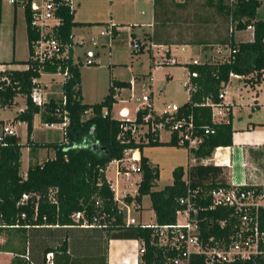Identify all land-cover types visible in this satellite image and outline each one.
Wrapping results in <instances>:
<instances>
[{
    "label": "trees",
    "instance_id": "obj_1",
    "mask_svg": "<svg viewBox=\"0 0 264 264\" xmlns=\"http://www.w3.org/2000/svg\"><path fill=\"white\" fill-rule=\"evenodd\" d=\"M259 6L260 0H236L230 1L227 7V14L235 31H244L252 27L251 41L235 42L230 38L226 43L229 51L226 59L215 63L185 64L189 74L197 75L191 81L197 84L199 89L189 96L187 102L180 105L177 115L192 113L199 133H203L206 127L214 129V133L204 136L202 144L197 149L189 151L193 164L189 166L187 172L184 173L182 167L175 168L172 171V182L160 190H153L158 179V169L150 164L141 151L145 145L177 146L176 138L173 135L167 143H162L159 141L158 132L148 130L144 138L134 139L133 126H149L151 114L154 116V122L164 118L158 117L151 107L138 111L133 121H120L111 117L110 111L117 102L115 98L117 90L129 87V83L112 81L101 102L84 104L80 93L79 67L71 63L70 57L68 60L70 77L61 88L66 98L65 105H62L61 100L51 97L42 107H38L30 100V93L34 87L32 80L39 78L40 72H55L57 63L38 65L27 59L21 62L27 66L25 69L0 71V77L6 76L10 80L8 85L0 82V108L17 105L15 99L24 98L28 108L18 116V119L26 123V144L32 148L54 151L52 158L29 164L25 177H22L20 175L22 145L19 137L14 136L6 146H0V216L4 225L0 227V232L7 233L9 229L14 228L13 225L18 224L17 230L25 234L30 247L32 248L34 243V248L42 250L43 259L48 252L53 254L52 264H107L105 256L93 261H79L80 263L70 256L68 231L73 229L71 216L76 211L84 210L88 218L95 214L105 215L104 220L107 223L105 228H82L104 233L102 235L105 236V241L110 238L143 240L145 244L143 264L163 262L164 256H171L170 252L153 244L151 228L125 227L122 224L121 217L116 215L113 193L109 188L105 169L111 161L121 159L125 150L139 151L141 178L134 196H128L125 200L128 203L133 200L140 205L142 197L148 195L154 214V224L158 226L174 223L178 200L186 194L188 187L205 194L226 184L224 169L203 160L210 158L216 148L232 145L233 129L230 115L227 114L226 122L213 124L210 107L199 104L208 96L213 103H219L218 94L228 83L230 75L245 79L251 86L261 81L264 76V20L256 19ZM24 15L30 51V42L35 40L37 35L30 29L27 11ZM60 15L62 24L58 28L59 37L62 42L69 44L72 29L81 24L73 21V11H69L68 8H63ZM116 29L117 26L113 25L112 39L116 36ZM143 48L144 45L140 46L139 50L142 51ZM9 64L19 63L12 60ZM104 109L107 115H103ZM63 111L67 112L68 118L63 140L49 143L30 140L32 119L36 114L40 115L42 123H58L62 120ZM50 189H56V204L50 203L47 199ZM23 194H28L29 198L19 204ZM36 204L37 218L34 221ZM22 213L25 214L23 219L20 218ZM209 214L221 216V212ZM43 217L46 218L45 221ZM44 225H57V228H46ZM30 261L34 264L31 258ZM192 264L204 263L201 259H195ZM233 264H264V256L253 262Z\"/></svg>",
    "mask_w": 264,
    "mask_h": 264
},
{
    "label": "built area",
    "instance_id": "obj_2",
    "mask_svg": "<svg viewBox=\"0 0 264 264\" xmlns=\"http://www.w3.org/2000/svg\"><path fill=\"white\" fill-rule=\"evenodd\" d=\"M76 0H6V3L14 8H21L23 13L27 11L30 29L37 35L36 39L30 42V51L28 59L38 65H53L57 63L55 72H40L39 78L33 79L34 87L30 93L31 102L38 107H42L49 98L43 90L46 83H41V76H51V80L56 77L60 78L59 95L57 99L61 100L65 105L66 98L62 92V85L68 80L69 68L68 60L71 57V63L80 67L81 65L91 66L96 62L97 47L103 43L112 41V26L109 24L101 28L98 37L92 36L89 39L80 38L73 40L67 44L61 41L58 28L62 24L60 12L63 8L73 11ZM234 2L236 0H230ZM25 16V15H24ZM252 27H248L249 29ZM232 30V29H231ZM230 30V31H231ZM74 45L83 48L81 54L77 57L74 54ZM134 50L140 48V44L134 42L132 44ZM83 55V59H81ZM27 68V66H25ZM197 75L191 73L188 80L184 84L189 95L198 91L197 84L192 83L191 79ZM230 77L239 78L237 75ZM50 80V81H51ZM56 80V79H55ZM0 82L5 85L10 84V80L6 76L0 77ZM133 88L131 84V96L133 97ZM224 91H220L218 98L219 103H213L211 97H205L199 104L201 106H209L211 109V121L213 124L226 122L227 107L223 102ZM21 98V97H19ZM55 98V97H54ZM117 101L119 97L115 96ZM23 103L16 111L13 118L5 119L0 117V146H6L9 140L17 136L15 126L21 121L18 116L23 114L28 105L24 98ZM137 102L135 115L138 111L145 107H151L147 94H142L139 98H134ZM123 101V100H122ZM125 102V100L123 101ZM178 105H166L162 108L158 117L164 116L159 122H154V116L150 115V124L143 126H133V134L137 127H146L147 131H166L170 137L175 136L177 146L186 148L187 150L197 149L203 142L204 136L213 134L214 129L206 127L203 133H199L195 127L194 117L192 113L188 115L178 114ZM152 108V107H151ZM3 108H0V111ZM58 112V110H57ZM103 115H107V111L103 110ZM120 121H133V119L121 118ZM24 123V122H23ZM68 124L67 112L63 111L62 120L58 123H42L46 129H58L64 134ZM125 129V127H122ZM138 150L127 149L124 151L123 157L119 160H113L116 168V178L107 179L109 188L113 193V202L115 203L116 215L121 217L122 224L125 227H141L151 228L153 233V244L161 247L166 252H170L171 256H164L163 262H154L152 264H192L195 259H201L204 264H233L253 262L255 259L264 256V186H248L242 183H227L224 186L213 188L205 194H200L198 189L188 187L186 194L178 200V208L175 212V221L169 225H155L139 223L132 216L138 205L132 200L127 202L126 197H133L130 194L128 186L137 185L131 182L132 174H141L139 172L140 156ZM110 162V163H111ZM121 178V179H120ZM188 183V182H187ZM56 189H50L47 199L50 203L56 204ZM28 194H23L19 204L27 201ZM98 205V203H96ZM209 212L220 213V217L210 215ZM105 215H93L88 218L84 210L76 211L72 214V226L80 228H105L107 226L104 220ZM20 218H25L22 213ZM37 218V204L34 207L33 220ZM45 221L46 218L43 217ZM4 226L0 216V227ZM18 224L12 227H18ZM55 226V225H49ZM225 233V234H222ZM145 253V244L140 240L139 254L140 258L133 264H143L142 256ZM46 260L52 264L53 254L47 253Z\"/></svg>",
    "mask_w": 264,
    "mask_h": 264
},
{
    "label": "rangeland",
    "instance_id": "obj_3",
    "mask_svg": "<svg viewBox=\"0 0 264 264\" xmlns=\"http://www.w3.org/2000/svg\"><path fill=\"white\" fill-rule=\"evenodd\" d=\"M103 3L97 4L96 0H83L82 4L77 7L73 6L75 12L73 20L76 23H91L92 25H83L76 27L73 30L74 42L79 40L81 37L89 39L92 36L98 37L102 27L97 25V22L108 19V16L113 11L108 5L106 6V0L101 1ZM76 4V1H75ZM125 5H130L129 0L125 1ZM2 7V19L0 22V62H9L13 59L19 64L16 67L24 69L25 65L21 64L29 57L25 22L23 18V12L21 8H17V15L14 17L12 12V6L6 3V0L1 1ZM256 19L264 20V0H260V6L257 9ZM144 21V20H143ZM105 23V22H102ZM146 23V22H145ZM138 26V25H137ZM143 31H147L146 28H136L138 38L141 42H145V46L142 51L134 50L131 40L124 42L121 46L107 48H99V57L96 59V64L92 66H85L79 69L81 74V89L84 93V101L87 104H94L101 102L109 88V78L111 76V64L112 62L117 63L114 71V76L117 79L126 81H132L134 83L133 97L139 98L142 94H147L149 97V103L153 106V109L160 112L166 105H181L187 102L188 92L184 89L183 83L186 81L187 69L184 63L192 61L189 58L190 51H182L178 48L175 51L178 56L177 64H167L166 52L167 48H155L151 50L148 41L143 40ZM250 37V33L241 34L239 39L247 40ZM112 41H110L111 43ZM140 44V43H139ZM143 46V45H142ZM110 48V49H108ZM83 48H78L74 45V50L81 54ZM83 59V55H81ZM152 59L155 62V66L152 65ZM195 62V61H194ZM170 74L169 80L166 79V75ZM51 76H41L40 82L46 83V87L43 90L48 96H54L55 98L60 97L59 88L54 84L55 79H49ZM137 78V79H135ZM139 78V79H138ZM51 80V81H50ZM151 86V88L149 87ZM225 102L232 104V127L238 130L236 134H239L249 122L252 123H264V76L259 85H256L253 89L249 86H244L242 80H232L230 84L225 87ZM222 90V91H224ZM257 96H255V94ZM151 94V96H150ZM131 96L130 90L123 91V95L119 97L120 101L113 104L110 111L112 118L117 119H133L135 116V108L137 102L134 98L129 99ZM232 96L235 97L236 104L232 102ZM257 100V104L260 106L259 110L251 111L250 105L253 100ZM125 100V102L123 101ZM17 105L12 107L4 108L0 111V117H14L16 111L20 108L23 100L19 97L15 99ZM238 104L242 106L239 107ZM40 115L36 114L32 119L33 128V139L37 143L42 141H61L63 140L62 132L58 129H46L41 126ZM256 132H261V125H256ZM16 133L20 139L21 154H20V173H25L28 167V145L27 141V129L26 123L20 122L19 125L15 126ZM147 132V128L137 127L134 132V139L144 138V134ZM170 140V135L166 131L159 132V141L167 143ZM31 152L36 154L40 152L44 155L47 153L50 157L53 156V149H44L41 152L38 148H32ZM249 152L246 156V177L251 182L260 183L258 186H264V151L257 153L255 158ZM141 154L148 158L150 164L158 169V179L153 190H160L166 185L172 182V171L177 167H182L184 173L187 172L189 165L193 164L189 150L181 146H170V145H159V146H148L145 145L142 148ZM42 160L45 156H42ZM38 159V157H37ZM208 161V160H207ZM204 162H206L204 160ZM114 163H109L105 169L106 178L113 180L116 178V168ZM240 168V164L237 166ZM237 170V169H236ZM238 171V170H237ZM226 173V171H225ZM238 174V173H237ZM121 179V178H120ZM140 179V175L132 174L131 182L136 183ZM130 194H134L136 185L128 186ZM150 198L148 195L143 196L139 208L134 210L132 216L142 223H154V214L150 209Z\"/></svg>",
    "mask_w": 264,
    "mask_h": 264
},
{
    "label": "crops",
    "instance_id": "obj_4",
    "mask_svg": "<svg viewBox=\"0 0 264 264\" xmlns=\"http://www.w3.org/2000/svg\"><path fill=\"white\" fill-rule=\"evenodd\" d=\"M82 1L83 0H76V6L79 7L82 4ZM96 1L97 4H101L103 3L101 1L104 0ZM106 1V6L108 5L113 11H111V14L108 16V19H105L104 21L101 20L96 24H102L99 27H105L109 24L116 25L117 32L116 36L114 37V39H112L111 43H103L102 46L97 47L96 59H98L99 57V48H107V46L113 48L118 47L124 44V42H127L128 40H131L132 44L134 42H137L140 43V46H145V42L142 43L141 39L138 38L137 33H135L137 27H144L147 29V31H143V40L149 42V51L152 47L167 48L165 58L166 61H163L165 63L164 65L178 63V56L175 52L178 50V48H181L182 51L185 52L190 51L189 58L192 61L184 63V66L188 63L202 64L206 62H220L228 57L229 51L226 43L230 38H232L235 42H248L251 41L253 38V32L251 28L246 29L244 31L234 30V25L230 22V17L227 14V7L230 3V0H129L130 5L127 6L125 5V1L127 0ZM12 12L15 17L17 15V8L12 7ZM74 12L75 10H73V17ZM23 18L25 22L24 13ZM83 25L90 26L92 24L81 23L79 27L82 28ZM76 27L72 29V35L73 30ZM247 33H250V37L247 40L239 39V36L241 34ZM171 48H174L175 50L172 51V53ZM74 54L76 57L79 55L76 50H74ZM13 60L15 61V59ZM11 61L0 62V71L4 69L22 70L16 67L17 64H9ZM117 65L119 64L114 62L109 64V66H111L112 71L111 76L109 78V85L112 81L129 83V87L117 90V96L121 97V95H123V91L130 90L131 92V84L132 88H134V83L131 80L126 81L122 79H117L113 75L115 67ZM152 65L155 66V62L153 59ZM81 67L82 65L79 67V69ZM186 76L187 81L189 72ZM170 77V74L166 75L167 80H169ZM49 79H51V77ZM55 79L56 82H54V84L59 88L60 78L56 77ZM232 80H242L244 86H249L252 89L256 86H251L250 83L246 82V80L241 77H230L228 83L224 86L222 90H224L225 87L230 84ZM261 81L257 85H259ZM185 83H183V85ZM149 87L151 88L150 85ZM80 93L82 97V102L84 104H87L84 101V93L81 89V74ZM257 94L258 93H256L255 96H257ZM188 96H190L189 93ZM231 100L233 104H236L234 96H232ZM223 102L227 107L226 114L230 115L232 124V104L229 102H225L224 99ZM237 105L239 107L242 106L238 103ZM151 107L154 113L159 114L161 112H157L153 109V106ZM250 107L251 111L253 112L259 110L260 108V106L257 104L256 99L253 100V103L250 105ZM5 119H9V117H5ZM225 120H228L227 116ZM256 125H261V132L255 131L257 129ZM41 126L43 127V125ZM239 131L242 132L236 134L238 130L233 129L232 145L230 147L216 148L212 156L208 159H205V161L206 163L211 162L226 171L224 178L226 184L244 182L248 186H258L260 183L251 182L246 177L245 164L247 158L246 155L249 152H251L250 154H252V157L255 158L257 156V153L264 151V123L256 124L249 122L248 125L244 127V129H240ZM33 134L34 132L32 128L30 140L32 142H35L33 139ZM41 143H49V141H42ZM27 148L29 158L28 166L29 164L42 162V156H45V159L52 158L54 156L53 154V156L50 157L47 153L44 155V153L41 154L40 152L37 153L38 156H35L36 154H34V152H31L33 151L31 150L32 147L28 145ZM38 149H40L41 152L43 151V148ZM138 155L140 156L139 151ZM238 164H240V168L237 167ZM25 173H20V175L22 177H25ZM138 208L139 205L137 209ZM137 222L142 223L140 221V218H138ZM145 224L154 223L148 222ZM44 227L57 228V225H44ZM72 228L73 229L68 231L69 253L70 256L74 258L78 263H80L79 261H93L95 259H99L105 256L107 264H133L136 260L140 258V240L110 238L105 241V236H103L104 233H102V235L100 231L92 229L86 230L77 226H73ZM17 229V227H14L9 229L7 233L0 232V264H19V262L20 264H33L32 261H30V258L31 260H33L34 264H50V262H48L45 257L43 259L42 250H37L38 247L34 248V243L32 244V249L28 240L25 237V234L22 231H18ZM29 252L31 254V257H29Z\"/></svg>",
    "mask_w": 264,
    "mask_h": 264
},
{
    "label": "bare ground",
    "instance_id": "obj_5",
    "mask_svg": "<svg viewBox=\"0 0 264 264\" xmlns=\"http://www.w3.org/2000/svg\"><path fill=\"white\" fill-rule=\"evenodd\" d=\"M134 156H135V157H137V156H138V154H137V153H135V154H134Z\"/></svg>",
    "mask_w": 264,
    "mask_h": 264
}]
</instances>
